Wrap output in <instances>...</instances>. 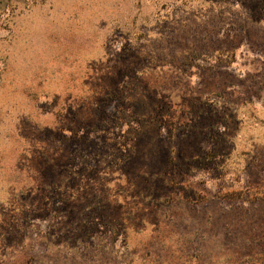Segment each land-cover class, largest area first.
<instances>
[{
  "label": "rangeland",
  "instance_id": "rangeland-1",
  "mask_svg": "<svg viewBox=\"0 0 264 264\" xmlns=\"http://www.w3.org/2000/svg\"><path fill=\"white\" fill-rule=\"evenodd\" d=\"M0 264H264V0H0Z\"/></svg>",
  "mask_w": 264,
  "mask_h": 264
}]
</instances>
